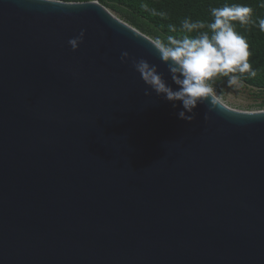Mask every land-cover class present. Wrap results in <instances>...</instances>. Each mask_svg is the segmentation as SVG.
<instances>
[{"label": "water", "instance_id": "1", "mask_svg": "<svg viewBox=\"0 0 264 264\" xmlns=\"http://www.w3.org/2000/svg\"><path fill=\"white\" fill-rule=\"evenodd\" d=\"M151 40L99 1L0 0V264H264V110L179 119L121 62L175 88Z\"/></svg>", "mask_w": 264, "mask_h": 264}, {"label": "clouds", "instance_id": "2", "mask_svg": "<svg viewBox=\"0 0 264 264\" xmlns=\"http://www.w3.org/2000/svg\"><path fill=\"white\" fill-rule=\"evenodd\" d=\"M45 3L60 0H44ZM211 20L185 17L179 26L170 25L165 37H155L150 45L167 66L172 83L167 82L155 64L146 59L121 54V62L131 59L132 67L143 82L157 96L170 102L173 108L180 107L179 119L193 121L195 109L206 105L209 111L219 106V97L214 87L217 78L227 77L229 85L239 86L241 76L256 72L249 62L250 45L244 35L237 31L240 26L257 25L264 32V18L253 19V9L242 3H224L211 7ZM85 32L68 40L73 51L83 42ZM145 95H151L147 90ZM207 119V116L205 117Z\"/></svg>", "mask_w": 264, "mask_h": 264}, {"label": "trees", "instance_id": "3", "mask_svg": "<svg viewBox=\"0 0 264 264\" xmlns=\"http://www.w3.org/2000/svg\"><path fill=\"white\" fill-rule=\"evenodd\" d=\"M67 2L99 1L122 20L142 33L155 38L165 37L170 25L179 26L185 17L193 20H211V7L224 3H242L253 9V19L264 18V0H62ZM237 31L244 35L250 45L249 62L256 72L241 76L242 83L256 88L262 97L259 107L264 110V32L257 25H236Z\"/></svg>", "mask_w": 264, "mask_h": 264}, {"label": "rangeland", "instance_id": "4", "mask_svg": "<svg viewBox=\"0 0 264 264\" xmlns=\"http://www.w3.org/2000/svg\"><path fill=\"white\" fill-rule=\"evenodd\" d=\"M114 14L120 18L119 14ZM214 87L219 99L230 108L248 112L263 110L259 107L262 97L259 90L256 88L250 87L244 83H241L239 86L229 85L227 77L217 78Z\"/></svg>", "mask_w": 264, "mask_h": 264}]
</instances>
